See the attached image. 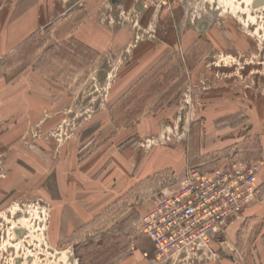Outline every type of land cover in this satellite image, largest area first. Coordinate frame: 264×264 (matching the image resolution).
<instances>
[{"label":"rangeland","instance_id":"obj_1","mask_svg":"<svg viewBox=\"0 0 264 264\" xmlns=\"http://www.w3.org/2000/svg\"><path fill=\"white\" fill-rule=\"evenodd\" d=\"M219 163L255 200L157 258L140 218ZM0 264H264V0H0Z\"/></svg>","mask_w":264,"mask_h":264},{"label":"built area","instance_id":"obj_2","mask_svg":"<svg viewBox=\"0 0 264 264\" xmlns=\"http://www.w3.org/2000/svg\"><path fill=\"white\" fill-rule=\"evenodd\" d=\"M251 163L188 168L172 194L140 218L153 254L161 260L201 256L223 242L226 229L258 194Z\"/></svg>","mask_w":264,"mask_h":264},{"label":"crops","instance_id":"obj_3","mask_svg":"<svg viewBox=\"0 0 264 264\" xmlns=\"http://www.w3.org/2000/svg\"><path fill=\"white\" fill-rule=\"evenodd\" d=\"M37 24V22L35 21V19L33 18V19H29V21L28 22H26V23H23V26H27V27H25V28H28L27 30H25L24 31V34L26 35V34H29V32H30V27L31 26H34V25H36Z\"/></svg>","mask_w":264,"mask_h":264}]
</instances>
